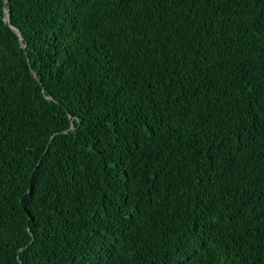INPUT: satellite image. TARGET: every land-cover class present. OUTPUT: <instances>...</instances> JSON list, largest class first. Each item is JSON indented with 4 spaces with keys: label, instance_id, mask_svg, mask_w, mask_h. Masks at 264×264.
Instances as JSON below:
<instances>
[{
    "label": "trees",
    "instance_id": "obj_1",
    "mask_svg": "<svg viewBox=\"0 0 264 264\" xmlns=\"http://www.w3.org/2000/svg\"><path fill=\"white\" fill-rule=\"evenodd\" d=\"M0 264H264V0H0Z\"/></svg>",
    "mask_w": 264,
    "mask_h": 264
},
{
    "label": "water",
    "instance_id": "obj_2",
    "mask_svg": "<svg viewBox=\"0 0 264 264\" xmlns=\"http://www.w3.org/2000/svg\"><path fill=\"white\" fill-rule=\"evenodd\" d=\"M5 3L7 4V0H5ZM5 12H6V14H5V19H6L7 21H9L8 12H7V11H5ZM12 28L15 29V30L17 31L19 37L21 38V33H20L19 29H18L17 27H15V26H12Z\"/></svg>",
    "mask_w": 264,
    "mask_h": 264
}]
</instances>
